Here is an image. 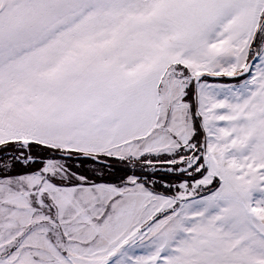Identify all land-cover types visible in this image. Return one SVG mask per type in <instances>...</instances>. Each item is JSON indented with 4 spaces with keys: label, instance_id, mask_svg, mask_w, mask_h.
Returning <instances> with one entry per match:
<instances>
[{
    "label": "snow or ice",
    "instance_id": "obj_1",
    "mask_svg": "<svg viewBox=\"0 0 264 264\" xmlns=\"http://www.w3.org/2000/svg\"><path fill=\"white\" fill-rule=\"evenodd\" d=\"M0 264H264V0H0Z\"/></svg>",
    "mask_w": 264,
    "mask_h": 264
}]
</instances>
